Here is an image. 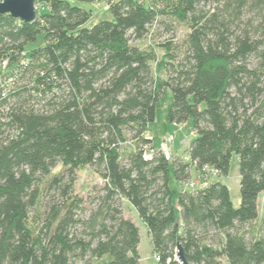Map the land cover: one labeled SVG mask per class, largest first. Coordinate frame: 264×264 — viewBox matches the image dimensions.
Wrapping results in <instances>:
<instances>
[{"label": "trees", "instance_id": "obj_1", "mask_svg": "<svg viewBox=\"0 0 264 264\" xmlns=\"http://www.w3.org/2000/svg\"><path fill=\"white\" fill-rule=\"evenodd\" d=\"M73 1L36 0L33 24L0 14V60L19 70L0 102V264H140L122 199L157 264H176L178 242L189 264H264V0H108L112 19L90 26ZM174 23L188 33L158 44L161 55L131 43ZM166 88L167 121L194 133L188 158L171 160L179 192L148 135ZM233 154L238 207L220 181L184 188L192 170L226 175ZM86 166L101 185L80 197Z\"/></svg>", "mask_w": 264, "mask_h": 264}, {"label": "rangeland", "instance_id": "obj_2", "mask_svg": "<svg viewBox=\"0 0 264 264\" xmlns=\"http://www.w3.org/2000/svg\"><path fill=\"white\" fill-rule=\"evenodd\" d=\"M117 1V0H112ZM145 4L149 3L150 0H139ZM73 3L90 12V18L86 22L85 26H90L101 20H111L112 15L108 9V0H96L92 3L75 0ZM37 8V4H35ZM43 7H39V10ZM188 33V27L185 24L174 23L173 30L167 32L163 26H160L151 32L148 37L139 40L132 41V44L137 45L142 49L155 48L156 52L161 55L162 50L158 44L163 43L165 40H172L173 43L180 44L186 37ZM44 44L42 35H38L34 42L28 44L27 49L37 48ZM172 100V94L169 88H166L163 96L161 97L155 111V119L148 126V135L152 139V147L160 149L167 145L169 151L170 159V173L171 181L170 186L177 192L182 188L179 183L174 179L172 175V159L175 157L182 158L186 160L188 158V148L190 142L194 138V133L191 128V122H185L182 124L170 123L167 121V113ZM172 140V143L169 141ZM164 144V145H163ZM163 145V146H162ZM130 143L124 145V148H129ZM63 167L57 164L51 170V174H56L62 171ZM192 179H198L199 183L196 187H204L211 182L220 181L225 184L229 189L230 199L233 206L236 208L240 204V175H239V159L236 154H233L230 160L229 171L226 175L221 174L218 170L214 168H206L200 172H194L192 170ZM47 179V178H46ZM45 179V180H46ZM101 179L92 170L90 166H86L77 171V178L74 183V194L80 197H86L88 192L94 186H100ZM122 210L123 215L131 220L138 228L139 243L137 246L138 254L140 256V264H157L155 259V253L153 251V246L151 238L147 227L139 217L135 208L126 200L122 199ZM264 213V191L259 194L258 197V215L259 219ZM226 264V262H225Z\"/></svg>", "mask_w": 264, "mask_h": 264}, {"label": "built area", "instance_id": "obj_3", "mask_svg": "<svg viewBox=\"0 0 264 264\" xmlns=\"http://www.w3.org/2000/svg\"><path fill=\"white\" fill-rule=\"evenodd\" d=\"M9 60H10L9 57H5L0 60V102L3 99H5L7 95L12 91L13 83L19 72V70L15 68L16 64H10ZM23 62H24V59H20L19 64L22 65ZM7 110H8V107L6 105H0V115L4 112L6 113ZM2 120H4V118H2ZM169 143H172V140H170ZM161 149L163 153L165 154V156L169 158V151L167 149V145H164V147H162ZM152 152L153 151L151 148H148V147L145 148L143 152V157L145 159H149L152 155ZM205 169L206 168H204L203 170ZM198 183H199L198 179L191 178L189 179L187 183H185L184 188H187V189L196 188ZM155 259L158 260L159 258L155 256Z\"/></svg>", "mask_w": 264, "mask_h": 264}, {"label": "water", "instance_id": "obj_4", "mask_svg": "<svg viewBox=\"0 0 264 264\" xmlns=\"http://www.w3.org/2000/svg\"><path fill=\"white\" fill-rule=\"evenodd\" d=\"M36 0H0V14L20 20L25 24H33L36 20ZM176 264H189L185 251L178 242L175 254Z\"/></svg>", "mask_w": 264, "mask_h": 264}]
</instances>
